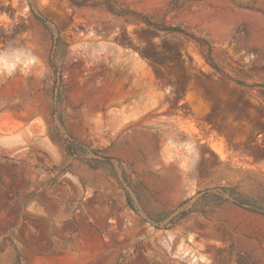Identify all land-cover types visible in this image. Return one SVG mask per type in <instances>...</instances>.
Wrapping results in <instances>:
<instances>
[{
	"label": "rangeland",
	"instance_id": "374dc122",
	"mask_svg": "<svg viewBox=\"0 0 264 264\" xmlns=\"http://www.w3.org/2000/svg\"><path fill=\"white\" fill-rule=\"evenodd\" d=\"M261 85L264 0H0V264H264Z\"/></svg>",
	"mask_w": 264,
	"mask_h": 264
},
{
	"label": "trees",
	"instance_id": "16d2710c",
	"mask_svg": "<svg viewBox=\"0 0 264 264\" xmlns=\"http://www.w3.org/2000/svg\"><path fill=\"white\" fill-rule=\"evenodd\" d=\"M259 87L264 86L261 85ZM201 197L211 202L214 206H221L228 203L246 212L256 214L264 218V209H261L255 204L239 197L234 188H219L214 193L207 191L202 193Z\"/></svg>",
	"mask_w": 264,
	"mask_h": 264
}]
</instances>
